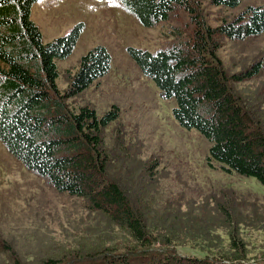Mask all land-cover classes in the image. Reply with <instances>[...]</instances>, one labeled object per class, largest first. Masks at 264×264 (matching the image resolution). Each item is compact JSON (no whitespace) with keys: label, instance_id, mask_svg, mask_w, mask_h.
<instances>
[{"label":"rangeland","instance_id":"rangeland-1","mask_svg":"<svg viewBox=\"0 0 264 264\" xmlns=\"http://www.w3.org/2000/svg\"><path fill=\"white\" fill-rule=\"evenodd\" d=\"M257 5L264 6V0H241L234 8L200 0L199 11L206 25L216 27ZM30 17L44 41L82 24L72 53L56 61L61 90L89 49L101 45L110 53L108 72L72 104H87L98 115L119 109V120L104 130L108 173L149 226L159 228L181 256L218 254L228 250L232 237L246 244L249 258L262 256L264 187L208 161V142L178 125L172 116L175 100L164 98L127 52L134 47L154 53L185 40L194 27L186 11L175 9L166 21L145 27L121 0H37ZM215 39L228 74L261 63L258 75L234 83L233 89L264 117V32L243 39L217 34ZM130 246L126 231L90 211L80 198L55 191L0 142V264L48 259L79 264L97 251Z\"/></svg>","mask_w":264,"mask_h":264},{"label":"trees","instance_id":"trees-1","mask_svg":"<svg viewBox=\"0 0 264 264\" xmlns=\"http://www.w3.org/2000/svg\"><path fill=\"white\" fill-rule=\"evenodd\" d=\"M36 1L0 0V142L55 191L80 198L90 211L106 215L129 235L130 247L106 248L79 264H264V254L249 258L246 244L234 237L228 250L218 254L181 256L159 228L149 226L108 173L104 130L119 120V109L113 106L98 115L87 104H72L108 72L110 53L101 45L89 49L67 87L59 89L56 61L72 53L82 24L44 41L30 17ZM121 1L145 27L166 21L175 9L190 16L194 27L185 40L154 53L134 47L127 52L163 97L175 100L172 116L178 125L196 130L208 142V161L227 173L252 177L264 187V117L233 89L234 83L258 75L261 63L228 74L217 56L215 39L217 34L243 39L263 33L264 6H249L231 21L211 27L201 17L200 0ZM210 2L234 8L241 0ZM75 263L48 259L41 264Z\"/></svg>","mask_w":264,"mask_h":264}]
</instances>
